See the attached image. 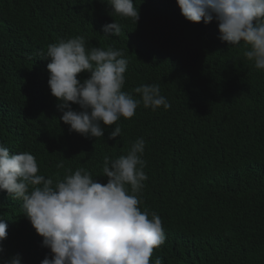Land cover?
<instances>
[{
    "label": "trees",
    "instance_id": "16d2710c",
    "mask_svg": "<svg viewBox=\"0 0 264 264\" xmlns=\"http://www.w3.org/2000/svg\"><path fill=\"white\" fill-rule=\"evenodd\" d=\"M134 4L136 23L110 12L107 0H0V144L12 154H32L39 174L54 183L79 168L106 183L104 157L126 155L143 138L148 179L139 207L160 216L166 236L151 261L264 264V70L243 56L242 42L219 40L215 20L187 21L176 0ZM113 21L121 33L106 38L102 26ZM75 36L123 50L122 90L139 98L136 87L158 84L171 107L141 105L132 118L107 126L102 138L70 132L50 94L43 54ZM117 124L121 134L109 140ZM22 204L0 191V217L8 225L2 255L40 264L51 253Z\"/></svg>",
    "mask_w": 264,
    "mask_h": 264
},
{
    "label": "clouds",
    "instance_id": "9594fccd",
    "mask_svg": "<svg viewBox=\"0 0 264 264\" xmlns=\"http://www.w3.org/2000/svg\"><path fill=\"white\" fill-rule=\"evenodd\" d=\"M176 4L187 21L207 25L215 20L219 40L233 46L242 42L243 56L264 70V0H176ZM107 5L120 17L135 23L139 19L134 0H107ZM121 30L115 21L102 26L106 38ZM43 55L49 60L50 94L70 132L102 138L107 126L132 118L141 105L153 111L171 107L158 84L136 87L139 98L122 90L128 60L121 49L89 46L84 36H75L49 44ZM82 72L89 74L86 79L78 78ZM120 134L117 124L108 139ZM145 146V140L138 138L126 155L105 156L106 183L83 168L69 169L54 183L39 174L32 154H12L0 144V191L23 201L24 216L42 237V247L50 250L51 258L46 255L40 264H162L159 258L151 261L153 249L166 239L162 219L139 207V194L148 179L142 158ZM5 220L0 217V264H22L18 253L3 258Z\"/></svg>",
    "mask_w": 264,
    "mask_h": 264
}]
</instances>
